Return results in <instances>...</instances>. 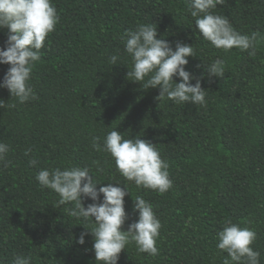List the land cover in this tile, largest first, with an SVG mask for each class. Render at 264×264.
Wrapping results in <instances>:
<instances>
[{"label": "trees", "instance_id": "16d2710c", "mask_svg": "<svg viewBox=\"0 0 264 264\" xmlns=\"http://www.w3.org/2000/svg\"><path fill=\"white\" fill-rule=\"evenodd\" d=\"M52 2L60 19L33 68L38 98L20 104L0 87V143L10 147V163L0 161V264L18 255H30L32 264H98L94 236L77 243L85 228L67 214L72 205L59 206L58 194L36 180L42 169L72 165L88 167L101 182L97 188L128 186L123 231L138 219L137 196L151 202L161 221L159 254L139 253L132 242L118 264H223L227 253L216 245L226 218L256 231L252 247L264 264V39L255 56L213 47L195 29L189 0ZM213 11L241 34L264 37V0H224ZM142 23L155 25L157 38L173 48L193 46L185 68L202 77L206 106L160 102L158 87L145 90L127 78L131 60L121 37ZM7 34L0 29V47ZM113 54L117 65L109 62ZM217 58L225 74L209 78L205 64ZM9 67L0 64V83ZM111 130L156 144L173 182L166 193L138 188L119 174L109 153L92 148L93 137L102 145Z\"/></svg>", "mask_w": 264, "mask_h": 264}, {"label": "clouds", "instance_id": "9594fccd", "mask_svg": "<svg viewBox=\"0 0 264 264\" xmlns=\"http://www.w3.org/2000/svg\"><path fill=\"white\" fill-rule=\"evenodd\" d=\"M223 3L224 0H189L188 11L194 18L195 29H198L200 37L217 49L228 52L236 48L255 56L259 39L264 37H260L259 32L241 34L227 17L215 14L213 10ZM59 19L52 0H0V29H8L5 46L0 47V64L10 65L0 87L8 89L12 99L20 104L38 98L30 83L33 68L41 59V49L49 34L55 31ZM158 35L155 25L142 23L121 37L123 50L131 60L127 78L142 83L145 90L158 87L160 93L156 99L160 102L167 99L175 104L190 102L206 106L202 77L197 78L185 68L189 63L187 57L195 56L193 46L177 42L173 48L166 39L157 38ZM118 59L119 56L113 54L109 62L117 65ZM205 65L209 78L224 76L223 59L217 58ZM174 77L180 78V82H176ZM3 107L4 101L0 100V108ZM100 140L101 137H93L92 148L109 153L125 180L134 182L138 188L160 194L172 187L169 165L150 140L139 136L124 138L117 130L109 131L103 137L102 145ZM9 151V145L0 143V161L5 162V166L10 163L5 159ZM30 152L31 149H28L25 154ZM29 163L35 166L37 161L33 159ZM93 176L88 167L72 165L42 169L36 174V180L42 188L58 194L59 206L72 205L67 214L81 220L85 228L77 243L83 245L86 236H94L93 250L98 264H118L120 253L132 242L137 252L156 257L162 224L151 202L140 196L134 199L138 219L129 225L127 231H123L122 226L127 219L124 198L128 195V186H117L121 184L116 182V185L109 183L97 188L101 182ZM85 198H90L93 203L85 207ZM88 221L94 222L93 226H86ZM222 224L216 247L227 253L223 264H260L261 253L252 247L257 239L256 231L251 227H241L230 218ZM12 264H32V257L18 255Z\"/></svg>", "mask_w": 264, "mask_h": 264}]
</instances>
